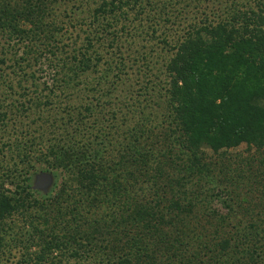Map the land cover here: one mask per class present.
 I'll use <instances>...</instances> for the list:
<instances>
[{"label":"trees","instance_id":"16d2710c","mask_svg":"<svg viewBox=\"0 0 264 264\" xmlns=\"http://www.w3.org/2000/svg\"><path fill=\"white\" fill-rule=\"evenodd\" d=\"M57 1L0 0V34L7 37L5 42L15 39L25 44V56L15 55L6 64L12 74L0 70V123H12L11 108L14 112L24 107L49 108L59 99L58 106L64 104L47 119L51 137L46 143L37 140L41 136L17 137L11 144L0 138V154L5 147L12 152L9 159L0 155V264H57L55 250H67L73 256L94 253V264H204L199 251L186 259L180 237L187 233L180 237L170 233L182 217L164 211L166 205L157 193L163 178L174 181L163 176L166 162L176 164L173 157L189 160V174L194 175L195 169L200 171L204 149L218 154L245 144L260 154L257 161L264 164V0L255 6L232 4L221 20L205 17L189 23L174 44L160 40L172 50L159 72L165 79L158 85L161 80L155 83L149 78L147 86L152 96L166 103L159 125L152 124L148 116L152 112L144 109L129 110L132 115L123 113L120 118L105 113L119 123L106 124L108 119L99 117L97 107L102 110L111 104L109 64L92 85L87 84L85 90L91 94L85 101L73 102L80 73L96 70L100 60L89 53L92 37L112 28L110 20L118 14L133 10L145 14L146 8L154 6L150 0H101L86 17L94 28L86 34V47L65 56L69 61L51 65L59 69L52 78L53 87H45L48 94L24 93L26 83L34 78L25 66L40 61L45 52L56 56L64 48L57 39L63 24L50 17V5ZM162 4L164 10L166 3ZM146 27L154 36L156 27ZM6 60L3 57L0 62ZM118 71L111 75L114 83L121 79L123 70ZM16 80L22 99L14 97ZM126 115L131 119L127 125ZM161 132L163 138L180 141V150L165 144ZM42 144L44 151L36 148ZM36 163L44 164L45 170L60 171L61 185L54 194L38 197L32 190L29 178ZM137 189L141 194L133 195ZM196 200L193 195L188 203L193 206ZM100 202L109 204L111 214L84 226L83 213L95 210ZM14 216L23 217L30 230L11 231L8 220ZM192 224L193 228L198 225L196 214ZM193 243L189 240V246ZM222 244L233 255L231 260H214L215 264H264V217L247 220L236 235L221 240V249ZM13 248L18 256L12 254Z\"/></svg>","mask_w":264,"mask_h":264},{"label":"rangeland","instance_id":"374dc122","mask_svg":"<svg viewBox=\"0 0 264 264\" xmlns=\"http://www.w3.org/2000/svg\"><path fill=\"white\" fill-rule=\"evenodd\" d=\"M100 1L59 0L50 5L49 10L52 13L50 17L57 20L58 24H63L62 29L57 33V39L60 41L58 45H62L64 48L57 51L56 56L45 52L40 61L29 62V66L23 64L24 70L34 75V78H30L29 82L26 83L25 94L32 95V97L46 96L48 92L45 87H53L51 86L52 78L58 75V71H55L56 68L59 69L58 67H51V65L59 64L58 61L61 59L69 61L67 58L74 53V50L78 47H86V34L94 29L91 27V19L88 20L86 17L93 8L99 5ZM150 1L154 3V6L146 8L145 14L139 15L135 10L128 14H118L116 15L118 18L110 20L113 26L107 29L108 32L105 31L104 34L99 31L97 34L99 37L95 35L92 37L93 47L89 53L92 57H98L100 60L96 62L95 72L88 69L87 72L80 73L79 91L74 95L73 102L79 104L85 101L84 97L88 93L91 94L85 90L87 84L92 85L109 64L110 69H112L109 76V86L112 91L109 97L111 100L108 103L111 104L106 105L102 110L97 107V112L101 113L99 117L108 119L106 124L121 121L120 119V121L110 120L105 114L108 111L116 113L120 118L123 113L132 115L130 114L132 112H128L129 110L137 113L138 110L144 109L152 112L148 115L152 119V124L159 125L167 111L166 103L152 96L154 93L149 89L147 91V86L149 87V78L155 83L161 80L158 85H161L165 79L164 74L159 72L164 62L171 56L172 50L170 46H165L160 40L166 38L169 43L174 44L188 29L189 23L204 21L205 17L209 21L221 20L225 18V13L232 4L241 7L242 5L255 6L258 0ZM162 2L166 3L164 10H161ZM150 25L156 27L154 36L151 30L146 27ZM98 30L101 29L98 28ZM6 38L0 34V59L3 57L7 59L5 64L0 62V70L12 74V68H7L6 64L9 65L12 62L9 59L15 55L16 57L25 56L23 54L25 44L15 39L11 42H5L4 39ZM65 56L68 57L65 58ZM118 68L123 70L121 79L114 83L111 75L120 74ZM155 75L159 78H154ZM16 84L17 80L13 84L16 92L14 97L22 99L23 96L19 94L22 89ZM96 88L99 89V87ZM69 97L71 98V96ZM1 98L5 99L6 95H2ZM59 100L54 102L57 105L49 108L29 107L28 109L24 107L15 112L11 108L10 111L8 110V116L11 117L12 123L6 125L0 123V138L11 144L17 137L22 139L23 136L30 138L41 136V139L37 140H40V143H46L51 137L47 128V119L50 115L53 116L60 106L64 105L58 106ZM105 101L104 103H107ZM127 119H129L128 116ZM14 120L17 121L14 122ZM130 120H127L126 125ZM164 132H161L163 142L165 144L171 143L174 151L180 150L178 145L180 141L172 137L163 138ZM44 145L36 148L44 151ZM31 150L34 151V148ZM203 152L204 160L200 165V171L195 169L194 175L193 173L189 174V160L181 161L173 157V163L176 162V164H172V161L166 162V170H164L163 176L174 179V181H167L163 178L160 181V190L157 194L158 198L161 197L164 201L161 204L166 205L164 211L168 209L170 213H178L182 217L176 227L171 228L170 233L173 236L177 235L176 237H180L182 232L187 233V236L180 237L186 259H189V254L199 251L206 260L204 264H215L213 263L214 260H231L230 255H233L229 248L224 246L225 244H222L224 248L221 249L219 244L222 239L228 238L232 234L236 235L247 220L252 218L257 221L258 218L264 217V164L261 165L257 161L259 158L257 156L260 154L257 155L254 148L249 149L245 144L218 154L213 153L210 149H204ZM10 153H12L10 149L5 147L3 154L0 155L1 157L6 155L5 159H9ZM59 172V170H45L44 164H35L29 183L38 197L44 193L47 195L54 194L59 189L62 181ZM41 177H45L46 182L43 185H37V180ZM6 187L12 188L9 184ZM136 193L141 194V191L137 189L133 195ZM193 195L197 197V200L193 201V206H190L188 202ZM166 201H170V203ZM175 201L176 203L171 205V202ZM108 203L100 202L95 210L90 209L91 211L84 212V226L92 225L93 220L106 219L111 214ZM244 208L248 210H244ZM193 214H196L198 219V225L195 228L192 224ZM189 219L192 221L190 224ZM9 220L8 224L11 231L14 230L18 233L21 232L22 227H26L23 217L14 216ZM26 228L30 230V227ZM10 234L11 232L9 236ZM189 235L192 238H189ZM189 240L194 242L191 246H189ZM198 244H200V248ZM204 247L206 248L203 249ZM12 254L19 255L16 248L12 249ZM73 254L67 250L63 252L55 250L53 253L56 258L55 263L94 264V253L83 251L77 256H73ZM236 255L239 254H234V256ZM11 257L9 256V258ZM176 261L177 259H174V262Z\"/></svg>","mask_w":264,"mask_h":264},{"label":"water","instance_id":"95a60500","mask_svg":"<svg viewBox=\"0 0 264 264\" xmlns=\"http://www.w3.org/2000/svg\"><path fill=\"white\" fill-rule=\"evenodd\" d=\"M46 182V178L45 177H41L37 180V185H43Z\"/></svg>","mask_w":264,"mask_h":264}]
</instances>
